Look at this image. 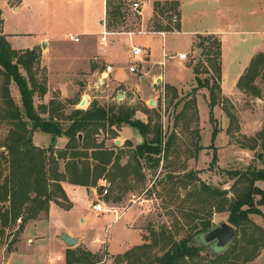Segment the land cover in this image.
<instances>
[{
  "label": "rangeland",
  "instance_id": "1",
  "mask_svg": "<svg viewBox=\"0 0 264 264\" xmlns=\"http://www.w3.org/2000/svg\"><path fill=\"white\" fill-rule=\"evenodd\" d=\"M112 1L116 5L122 6L121 11H125L124 20L117 25L114 32H124L125 34L108 36V39L109 41L113 40L116 60L121 63V69L118 72L127 74L129 69L134 81L130 84H118L111 75L106 74L107 65L104 61L98 63L97 60H91V68L94 67L92 64L95 62L99 66V70L90 69L86 76H66L70 79L67 90L65 89V92L68 91L65 96L56 86L60 77H57L56 81L54 77L50 85V97L55 96L56 101L62 102L64 105L62 110L65 112L72 109V105L67 102L68 99L81 101L83 96L87 97L90 104L96 100L106 106L129 105L137 107L136 118L160 127L162 147H165V142L173 134L174 146L168 154H165L164 150L159 154L161 161L158 167L150 168V164L141 159V164L144 167L141 173H144V179L130 180L127 185L128 189L124 192L110 187L109 193H100L99 187L95 186L97 187V200L92 205L87 189L69 187L72 200L80 208L89 210L91 206L93 213L97 217H101V220L105 219L103 215H112L108 220L109 222L107 221L110 224L97 242L100 246L96 248L97 250L95 249V252L89 248L94 241V235L80 229L84 222L80 223L79 208H76L72 214L63 216L59 215L58 209L53 208L50 221L54 228L52 231H56L59 237L62 235L61 227L66 229L69 226L76 231L80 237V244L70 248L76 249L78 247L91 251L101 259L99 264H118L119 261L120 264H128L126 260L122 259V254L137 245L147 242L151 245V249L147 250H150V254L163 252L161 250L163 242L160 237L164 227H167L177 240L186 236L191 228V223L190 219L185 217L183 213L195 214L192 211L194 207H199L201 217H209L211 213L210 217L214 226L221 222H228V211L219 212L215 208L211 210L203 208L204 204L198 202V198L193 194L196 189L195 185L197 187L206 183L210 187L227 190V199H233L236 192L233 187L236 177L231 176V174L235 171H244L249 167L264 168V153L259 147L260 140L258 138L261 133L264 134V79L261 77L257 79V84L262 89V97H255L250 93L241 91L238 87L235 88L237 76L242 74L248 66L247 57L253 48L262 42V38L260 39L262 35L261 33L251 34L247 40H242L240 34L218 36L222 40V47L224 43L222 68L226 80L224 82L225 91L222 87L219 99L213 106L212 116L210 92L206 87L199 85L193 67L206 62L202 48L197 47L198 33L210 29L217 36V0H182L181 6L179 2L176 9L168 10L163 15L157 14L153 9V13L145 26L142 25V13L135 11L133 2L138 1L140 11H142L146 0ZM102 14L103 0H0V15L4 19V30L9 33L15 47L30 44L36 36L44 32L52 35L45 39L46 44L43 48L40 45L37 46L42 56L43 50L46 55L47 53H50V56L55 54L52 59L55 62L52 66L50 68L44 66V69L38 74L40 79L46 78L48 84L49 75L57 70L56 64L64 66L62 71L64 74L72 72L70 71L71 55H74L75 51L77 52L72 45L57 46L49 52L48 41H54V39L67 41L68 33L74 31H81L85 35L93 34L95 38L100 39L103 30L100 22ZM149 14L150 4L146 3L144 20L148 18ZM175 14L178 16L177 21L173 20ZM182 15L184 24L183 27L181 25L180 30H177L175 26L179 22L181 24ZM105 20L108 24L107 13ZM158 23L169 25L172 31L158 28ZM131 33L136 35L130 39ZM150 34L154 35L153 42L158 49L157 53L163 52L162 60H169L165 70L178 85L174 86L176 92L172 89L168 90L169 84L164 78H162L160 89L154 87V84L158 85L154 80V73L163 72V65L153 64L148 48L145 47L147 53H143L141 56L134 57L132 54V44L144 47L143 45H146L145 38L146 36L149 37ZM202 34L208 35L210 32L205 31ZM131 40L132 42H130ZM78 44L80 46L82 42ZM207 45L209 46L211 43L208 42ZM92 46L91 43L90 47L93 48ZM177 51L187 53V58L184 61L174 59L171 62L170 59L177 56ZM123 66H127V70ZM131 66L133 67L132 70L130 69ZM140 73L141 75H139ZM209 75L200 74L203 83ZM98 76H100V84L95 86ZM220 84L223 85V75ZM16 88V85L13 84V95L17 100H20L16 94L18 90ZM119 90H124V97H118ZM190 94H196L197 112L192 106L193 101L190 100L192 99ZM149 98L156 99L157 104L152 106L148 102ZM44 101V97L38 95L35 97L36 106H40ZM80 101L76 104L77 108L86 109L89 107L90 104L83 105ZM184 106H186V112L183 113L181 111ZM215 127L218 131L216 137L212 139V131ZM4 133L5 127L0 126V137H3ZM126 136L128 138H125ZM148 137H154V133H149ZM46 139L52 143V136L42 137L43 142ZM143 141L144 138L138 130L130 127L126 129L125 135L120 133L117 138L113 141L108 140L107 143L117 145V149L125 153L121 158L122 164H125L129 161V155L132 154L135 147ZM64 143H66L64 135L56 137V147H61ZM191 172L195 173L192 184L187 186L174 184V181L185 178V175ZM166 175H173L175 179L161 182L162 177ZM256 184L264 190L263 181H256ZM100 185L105 187V182L103 181ZM117 196L121 197L117 202L120 205L119 214L114 212L113 208L116 207L105 202L106 198H110L109 202H114V198ZM202 197L204 198L206 195L204 194ZM261 198V195L255 197V206L260 213H252L249 216L254 223L264 228V204L260 203ZM99 201L105 204L107 210L97 211L93 209V205ZM127 209L135 211V218L130 221L126 220L127 218L124 216L120 218L122 212ZM208 211L210 212L208 213ZM117 217L119 220H116ZM18 219L14 225L6 228L5 234L0 238V264H6L8 261L7 256L12 252L8 250L9 245L16 249L24 236L22 232L14 240L21 222ZM178 227H182L180 234H176ZM108 236L110 250L118 253L109 251ZM36 238L39 237L35 236L33 239ZM156 239L158 240L157 244ZM32 241L30 239V242ZM65 246L69 248L66 244ZM128 246L126 251L120 252ZM141 251L144 252L142 249ZM141 251L139 255L143 257ZM200 257L198 259L202 260L201 264H213L215 254L210 247H207L201 252ZM187 264H194V261L190 260ZM248 264H264V247L260 250V254Z\"/></svg>",
  "mask_w": 264,
  "mask_h": 264
},
{
  "label": "trees",
  "instance_id": "2",
  "mask_svg": "<svg viewBox=\"0 0 264 264\" xmlns=\"http://www.w3.org/2000/svg\"><path fill=\"white\" fill-rule=\"evenodd\" d=\"M178 5L177 0L155 1L153 9L157 14L163 15L168 10L176 9ZM121 10V5L107 0V29L110 32L116 31L117 25L124 20L125 11ZM3 23L4 19L0 15V126L5 127L4 135L0 137V238L5 234L6 228L21 218L14 237L16 240L29 221L48 217L52 201L66 209L71 208L72 204L62 182L99 187L100 182L104 181L105 187L100 189V193H104V190L109 193L110 187L124 192L128 189L130 180L144 179L141 159L149 163L150 168L160 165L159 154L163 150L165 154L170 152L174 146V134L165 142V147H162L160 127L136 118L138 108L129 105L106 106L93 100L86 109L73 106L65 112L62 110V102L56 101L54 97L47 104L36 106L35 97H41L48 92L46 78L38 77L39 72L44 69L41 66V52L38 48H14L4 33ZM157 26L172 31L167 24L158 23ZM175 28L181 29L180 22ZM197 37V47L202 48L206 62L195 65L193 70L199 85L210 92L212 115L213 106L222 89V40L214 33H198ZM208 42L211 45L208 46ZM201 73L210 74L204 83L200 78ZM259 77L264 79V51L253 55L239 77L237 87L255 97H262V89L257 84ZM13 84L19 90V101L13 96ZM167 88L176 92L173 85L169 84ZM190 97L197 112L196 94H190ZM67 102L74 105L78 101L68 99ZM181 112H186V106ZM125 125L138 130L144 141L135 147L129 155V161L122 164L121 158L125 153L118 150L117 145H109L107 142L117 138ZM37 130L51 134L52 143L48 147H40L34 143L33 135ZM217 131L215 127L212 139L216 137ZM151 132L154 133L152 138L148 137ZM59 135L67 138L63 148L55 146V139ZM258 138L259 147L264 153V134L261 133ZM194 174L191 172L185 178L174 181V184L190 185L195 179ZM231 176L236 177L233 199H227V190L210 187L206 183L197 186L198 188L195 185L193 193L198 202L204 204V209L228 211V222L237 229V236L228 249L213 252V264H248L264 247V228L254 223L249 216L260 213L255 206L257 195L262 196L260 203L264 204V190L256 184V181H264V168L249 167L244 171H235ZM173 179L175 176L166 175L161 182ZM204 194L206 197L203 198ZM120 198L115 197L114 202H118ZM105 200L109 201L110 198ZM192 211L195 214L183 213L191 223L186 236L177 240L167 227L162 229V253L150 254V250H147L151 249V245L146 242L126 251L122 254V259L128 264H187L190 260L194 264H201L202 260L198 258L207 246L193 245L191 240L214 225L211 213L209 217H201L199 207H194ZM181 228L176 229V234H180ZM8 250H14L12 245H9ZM140 251L143 257L139 255ZM100 262L101 259L89 250L78 247H69L66 250L67 264Z\"/></svg>",
  "mask_w": 264,
  "mask_h": 264
},
{
  "label": "crops",
  "instance_id": "3",
  "mask_svg": "<svg viewBox=\"0 0 264 264\" xmlns=\"http://www.w3.org/2000/svg\"><path fill=\"white\" fill-rule=\"evenodd\" d=\"M155 1H167V0H146L145 4H150V14L148 16V18H143L144 15V6L142 7V25L145 26V24L147 23V21L150 19L152 13H153V6H154V2ZM170 1V0H168ZM178 2H180V6L182 5V0H177ZM216 1V0H215ZM107 12V0H103V14H102V18L101 19V23L103 26V21L105 20V14ZM217 18H218V22H217V36H222L225 34H230L232 36L238 35L240 34L242 36V40H247L248 36L253 34H259L261 33V37L262 38V42H260L259 46H256L253 48L251 54L247 57V61L248 64L251 60V58L253 57L254 54L257 53L258 50L260 51H264V0H217ZM183 15L181 18V25L183 27ZM4 29V27H3ZM103 31V30H102ZM210 32L213 33L214 31L210 30V29H205L203 32ZM202 32V33H203ZM4 33L6 34L8 40L11 42L12 46L14 48L17 49H34V48H38L37 46H41L43 48V43L45 42V39L48 37H51V34H47V33H42L39 36L35 37V40L33 42H31L30 44H27L26 46H18L15 47L11 41V38L9 36V33H7L4 30ZM180 33V32H178ZM201 33V32H200ZM124 32H110L108 36H117V35H124ZM197 34V33H196ZM215 34V33H214ZM15 35V34H14ZM70 35H79L80 40L79 42H82V44L79 46V42H75L72 41L70 39ZM130 35V34H128ZM136 35L135 33H131L130 35V39L132 36ZM17 36V35H16ZM146 36V35H144ZM153 36L154 35H149V37L146 36L145 41H146V45H143L144 48H148L149 51V55L151 57V61L153 62V64L155 65H163L162 66V70L163 72H156L154 73V80L155 82L158 81V79H161V83H162V78H164L166 80V82H168V84L173 85V86H178L169 76V74L167 73V71L165 70V66L168 64L169 60H162L163 59V52L160 51L157 53L158 49H156L154 42H153ZM221 37V38H222ZM132 42V40L130 41ZM91 43L93 44V48L90 47ZM46 44V42H45ZM132 44V43H131ZM64 45H72L77 52H74V55H71V66H70V71H72L71 73H66L64 74L62 71L64 70V66L63 65H55L58 66L56 69V71L54 70L51 74L49 75V84L47 82L48 85V92L41 96L45 98L44 103L41 104H47L52 98H54L55 96H51V89H50V85L51 82L53 81L54 77H55V81L57 80V77H60V79L57 81V87H59V89L61 90L62 94L65 96V94L67 95V92H65V89L67 90V85L69 83V79L70 77H66V76H75V77H80V76H86L87 72L90 71V69H95V70H99V66L96 65V63L94 62L92 65H94L93 68H91V60H97V62H105V65L109 66L110 64H112V71L111 72H106V74H108L109 76L111 75L116 82H118V84L120 83H124V84H130L134 81L133 75L132 73L129 71L128 69V73H124V72H118V70L121 69L120 66V62L116 60V52L113 48V40L109 41L108 37H107V43L106 45H104L101 42V37L100 39H97L94 37L93 34H87L85 35L83 32L81 31H74V32H69L68 33V40L67 41H60L58 39H54V41H48V48H50L49 52L51 50H53L55 47L57 46H64ZM137 44H132V46H136ZM223 47H224V43H223ZM223 47H222V53H223ZM92 49V51H91ZM182 52V51H181ZM176 53H180V51H177ZM93 54V55H90ZM53 55V54H52ZM55 54L53 56H50V53H45V51L43 50V56L41 55V66L44 67H48L50 68L52 66V64L55 61H52V59L54 58ZM137 57V56H134ZM174 59H178V60H183L180 59L178 56L171 58L170 61L172 62ZM184 61V60H183ZM123 67H127V66H123ZM53 70V69H52ZM60 70V71H59ZM127 70V68H126ZM141 75V73L139 74ZM222 75H223V91H225L224 89V82L226 80L224 73H223V68H222ZM163 76V77H162ZM241 76V74H239L236 78V84L239 80V77ZM99 77V76H98ZM123 77H127V78H123ZM97 81V79H96ZM96 83V82H95ZM158 84V83H157ZM95 85V84H94ZM97 86V85H95ZM160 84L156 85L154 84V87L159 89ZM237 88V85L236 87ZM18 88H16L17 90ZM138 90V89H137ZM12 93H13V89H12ZM17 96L20 97L19 94V90L16 91ZM19 94V95H18ZM118 97H124L125 93L124 90H119V93L117 94ZM14 96V95H13ZM15 97V96H14ZM49 99V101H48ZM62 99V98H61ZM154 99V98H149V103L150 101ZM17 100V99H16ZM156 101L157 104V100L154 99ZM19 101V100H17ZM80 101V100H78ZM81 104L83 105H88L90 104L89 100L87 99L86 96H83V98L81 99ZM78 103V102H77ZM155 104V105H156ZM153 105V106H155ZM76 107V104L72 105V107ZM89 106V105H88ZM87 107V106H86ZM45 115V114H44ZM130 128V126H123L122 129L119 131V134L121 133V135H125L126 133V129ZM47 136H51V134L37 130L35 131L34 135H33V141L36 145L40 146V147H48L51 142L50 140L46 139L45 142L42 141V137L47 138ZM65 137V136H64ZM125 138H128L127 136ZM66 142H67V138L65 137ZM66 143H64L63 146H59L58 148H63L65 146ZM262 181V180H261ZM102 182H100L101 184ZM264 183V181H263ZM63 188L72 204L70 209H66L64 207H62L61 205H59L58 203L52 201L51 205H50V210H49V214L48 217H42L36 220H31L26 224V227L23 231L22 234H24L23 238L19 241L20 244L19 246L14 249L12 252L9 253V255L7 256L8 261L6 264H67L66 260H65V254H66V246H65V242L63 241V239L61 237H59V235L57 234L56 231H52V226L53 224L50 221V216H51V212L53 210V208L58 209L60 211L59 215L63 216V215H67V214H72L74 212V210L76 208H79V212L80 213V223H82L83 225L81 226V230L88 232L90 234H93L95 238L92 245L89 246L90 250H93L95 252V249L98 248V241L101 239L102 234H104L105 229L108 227L107 223L108 220H110L109 218L112 216L110 214L108 215H103L104 216V220H101V217H97L95 213H93L92 207L90 206L89 210H85V208H80V206L74 202L72 200V197L70 196V191H69V187L75 188V187H84L85 189H87L88 191V195L89 198L91 200V205L92 203L97 200V187L95 186H83V185H76V184H72L70 182H62ZM102 185L99 186V189H101ZM106 203L116 207L113 208L114 212L116 211V213L119 214V209H120V205L117 202H109L107 200H105ZM123 214L120 216L121 217H126L128 221H130L131 219L135 218V211L131 209L130 210H124V212H122ZM107 218V219H106ZM114 218V217H113ZM112 218V220H113ZM119 220V218L117 217L116 220ZM115 220V221H116ZM109 222V221H108ZM102 224V226H101ZM126 224V223H125ZM98 226V228H97ZM54 229V228H53ZM62 231L61 233H68L69 235L76 237L80 240V237L78 236V234L76 233V231L72 230L71 227L67 226L66 229H64L63 227H61ZM90 231V232H89ZM103 231V232H102ZM39 237L36 239H33L34 237ZM30 239H32L33 241L30 242ZM108 248L109 251L112 252L110 250V240H109V236H108ZM80 244V241L78 242ZM129 248H123L120 252H124ZM97 250V249H96ZM112 253H118V252H112Z\"/></svg>",
  "mask_w": 264,
  "mask_h": 264
},
{
  "label": "water",
  "instance_id": "4",
  "mask_svg": "<svg viewBox=\"0 0 264 264\" xmlns=\"http://www.w3.org/2000/svg\"><path fill=\"white\" fill-rule=\"evenodd\" d=\"M45 42L43 43V46ZM158 84H160L159 89L161 88V79H158ZM150 104L153 106L156 104V101L152 99ZM79 138H82V135H79ZM119 142V140H117ZM101 189L104 186L100 187ZM237 236V229L228 222H221L220 224L214 226L211 229H208L202 233L197 234L192 240L191 244L193 245H204L210 247L213 252H223L230 247ZM61 238L68 247H73L78 244L79 239L69 235L68 233H62Z\"/></svg>",
  "mask_w": 264,
  "mask_h": 264
},
{
  "label": "built area",
  "instance_id": "5",
  "mask_svg": "<svg viewBox=\"0 0 264 264\" xmlns=\"http://www.w3.org/2000/svg\"><path fill=\"white\" fill-rule=\"evenodd\" d=\"M133 8L135 9V11L137 13L141 12L140 11V3L138 1H134L133 2ZM173 20L174 21L178 20L177 14L174 15ZM109 33H110V31L107 29V22H106V20H104L103 21V31L101 33V42L104 45H106V43H107V37H108ZM160 33H164V32H160ZM70 39L72 41H75V42H79L80 41L79 35H70ZM143 53H147V50L144 47H142V46H133V49H132L133 56H137L138 57V56H141ZM165 54H166V52H165ZM177 56L180 59L185 60L187 58V53L180 52V53L177 54ZM130 69L132 70L133 67L131 66ZM111 71H112V66L111 65L107 66V72H111ZM104 193H107V190H104ZM93 209L97 210V211L107 210L106 207H105V204L101 203V201H99L98 203L94 204L93 205ZM18 221L20 222L21 218H19Z\"/></svg>",
  "mask_w": 264,
  "mask_h": 264
},
{
  "label": "bare ground",
  "instance_id": "6",
  "mask_svg": "<svg viewBox=\"0 0 264 264\" xmlns=\"http://www.w3.org/2000/svg\"><path fill=\"white\" fill-rule=\"evenodd\" d=\"M99 84H100V76H99V78H97L95 85H99Z\"/></svg>",
  "mask_w": 264,
  "mask_h": 264
}]
</instances>
